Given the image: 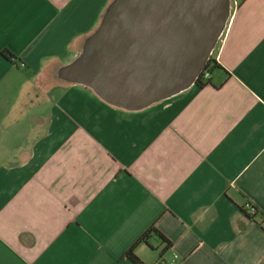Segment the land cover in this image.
<instances>
[{
	"label": "crops",
	"instance_id": "obj_1",
	"mask_svg": "<svg viewBox=\"0 0 264 264\" xmlns=\"http://www.w3.org/2000/svg\"><path fill=\"white\" fill-rule=\"evenodd\" d=\"M112 1L0 0V264H264V0L205 86L135 112L56 74Z\"/></svg>",
	"mask_w": 264,
	"mask_h": 264
},
{
	"label": "water",
	"instance_id": "obj_2",
	"mask_svg": "<svg viewBox=\"0 0 264 264\" xmlns=\"http://www.w3.org/2000/svg\"><path fill=\"white\" fill-rule=\"evenodd\" d=\"M230 13V0H113L57 78L141 111L195 86Z\"/></svg>",
	"mask_w": 264,
	"mask_h": 264
},
{
	"label": "trees",
	"instance_id": "obj_3",
	"mask_svg": "<svg viewBox=\"0 0 264 264\" xmlns=\"http://www.w3.org/2000/svg\"><path fill=\"white\" fill-rule=\"evenodd\" d=\"M8 58L12 59L11 55L8 53H5ZM215 68V64L211 61V59H209V61L207 62L204 71L208 72L209 75L212 72V70H214ZM208 82V80H204L203 79V74L200 75L198 77V79L195 82V86H197L198 88H202L203 86L206 85V83ZM252 209L256 212V210L252 207ZM255 215L253 216H249V218H253ZM154 235L158 238V240L161 242V244L165 245L164 250L159 254V257L163 254L164 251H166L169 248V242L165 239V237H163V235H161V233H159L156 229H154L153 227H151L150 229H148L137 241V243L140 242H145L148 237L150 235ZM126 257L133 263V264H142L133 254V247L126 253Z\"/></svg>",
	"mask_w": 264,
	"mask_h": 264
},
{
	"label": "built area",
	"instance_id": "obj_4",
	"mask_svg": "<svg viewBox=\"0 0 264 264\" xmlns=\"http://www.w3.org/2000/svg\"><path fill=\"white\" fill-rule=\"evenodd\" d=\"M230 3H231V10H232V9H234L236 7L237 3H236V0H230ZM202 74H203V79L204 80H208L209 73L208 72H205L204 69H203V71L200 73V75H202ZM245 208H246L245 211H246V213L249 216H253V215L256 214L255 211L252 209V207L250 205H246ZM176 260H177V257L174 256V258H173V260L171 261L170 264H175L176 263Z\"/></svg>",
	"mask_w": 264,
	"mask_h": 264
},
{
	"label": "rangeland",
	"instance_id": "obj_5",
	"mask_svg": "<svg viewBox=\"0 0 264 264\" xmlns=\"http://www.w3.org/2000/svg\"><path fill=\"white\" fill-rule=\"evenodd\" d=\"M230 6H231V3H230Z\"/></svg>",
	"mask_w": 264,
	"mask_h": 264
}]
</instances>
